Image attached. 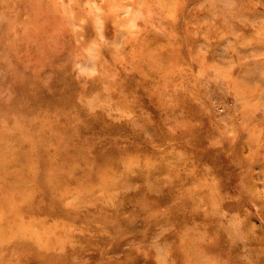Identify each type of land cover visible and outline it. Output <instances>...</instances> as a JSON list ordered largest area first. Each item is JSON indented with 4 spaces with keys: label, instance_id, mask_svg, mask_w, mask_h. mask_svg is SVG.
Segmentation results:
<instances>
[{
    "label": "rangeland",
    "instance_id": "374dc122",
    "mask_svg": "<svg viewBox=\"0 0 264 264\" xmlns=\"http://www.w3.org/2000/svg\"><path fill=\"white\" fill-rule=\"evenodd\" d=\"M0 183V264H264V0H0Z\"/></svg>",
    "mask_w": 264,
    "mask_h": 264
},
{
    "label": "bare ground",
    "instance_id": "6f19581e",
    "mask_svg": "<svg viewBox=\"0 0 264 264\" xmlns=\"http://www.w3.org/2000/svg\"><path fill=\"white\" fill-rule=\"evenodd\" d=\"M139 46H141V45H139ZM262 97V96H261ZM123 139V138H122ZM121 143V142H120ZM123 143V142H122ZM14 144V143H13ZM118 145V144H117ZM125 146V145H124ZM125 148V147H124ZM139 148V147H138ZM137 148V149H138ZM118 149H120V147L118 148ZM122 149V148H121ZM132 149V148H131ZM4 150V149H3ZM123 150V149H122ZM128 150V149H127ZM136 150V149H135ZM134 150V151H135ZM47 152V151H46ZM9 154V153H8ZM119 155H120V153H118ZM10 155V154H9ZM31 155V154H30ZM118 155V156H119ZM42 156V155H41ZM113 156V155H112ZM117 156V155H116ZM117 156V157H118ZM157 156V155H156ZM29 157H31V156H29ZM115 158V156H114V158L117 160L118 158ZM49 158V157H48ZM47 158V159H48ZM26 159V158H25ZM104 159V158H103ZM32 160V159H31ZM49 160V159H48ZM110 160V159H109ZM26 162H27V159L25 160ZM111 162V161H110ZM8 163V162H7ZM13 163H15V162H13ZM45 163H48V162H45ZM102 163H103V161H102ZM42 165V164H41ZM47 165V164H46ZM124 165V164H123ZM105 166V165H104ZM125 166V165H124ZM14 168V167H13ZM24 169V168H23ZM25 170V169H24ZM19 171V170H18ZM188 175V174H187ZM54 176H56V175H54ZM4 177V176H3ZM19 177V176H18ZM15 178V177H14ZM7 180V179H6ZM8 183V182H7ZM49 183H50V181H49ZM1 184V183H0ZM46 184H48V183H46ZM42 185V184H41ZM18 193V192H17ZM22 195V194H21ZM196 201V200H195ZM20 203V202H19ZM43 204V203H42ZM24 207V206H23ZM84 208V207H83ZM86 209H88V208H86ZM2 210V209H1ZM7 210V209H6ZM11 210V209H10ZM117 210H118V208H117ZM15 212H16V210H15ZM27 212V211H26ZM7 213H9V212H7ZM17 213V212H16ZM183 213V212H182ZM1 214V213H0ZM12 214V213H11ZM13 214H15V213H13ZM19 214V213H18ZM162 214V213H161ZM16 218V217H15ZM9 219V218H8ZM20 219V218H19ZM100 219V218H99ZM13 220V219H12ZM17 220V219H16ZM18 221V220H17ZM17 221H15V222H17ZM21 221V220H20ZM9 222V221H8ZM97 223V222H96ZM131 223V222H130ZM84 224V223H83ZM132 224V223H131ZM17 225V224H16ZM18 225H20V223L18 224ZM22 225V224H21ZM82 225V224H81ZM17 227V226H16ZM28 227H30V226H28ZM23 229H25V228H23ZM30 229V228H29ZM16 230V229H15ZM26 230V229H25ZM28 230V229H27ZM31 230V229H30ZM16 231H18V230H16ZM22 232H23V230H22ZM29 232V231H28ZM41 239V238H40ZM70 240V239H69ZM42 241H43V239H42ZM190 259V258H189Z\"/></svg>",
    "mask_w": 264,
    "mask_h": 264
}]
</instances>
